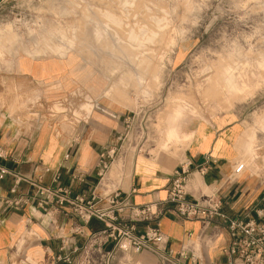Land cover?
<instances>
[{
  "label": "rangeland",
  "instance_id": "374dc122",
  "mask_svg": "<svg viewBox=\"0 0 264 264\" xmlns=\"http://www.w3.org/2000/svg\"><path fill=\"white\" fill-rule=\"evenodd\" d=\"M70 53L82 58L91 75L100 74L101 96L131 116L130 132L103 179L107 189L127 182L134 159L137 166L155 161L173 97L187 102L183 131L220 115L242 123V146L253 131L259 160L250 169L264 171V119L258 122L264 118V0H0V67L21 54ZM226 69L237 92L226 86ZM154 76L159 85L146 89L141 81ZM72 97L73 109L91 103L82 93ZM59 104L53 110L68 113ZM67 119L64 113V126ZM174 143L160 156L180 163L189 144Z\"/></svg>",
  "mask_w": 264,
  "mask_h": 264
},
{
  "label": "crops",
  "instance_id": "0c3cea01",
  "mask_svg": "<svg viewBox=\"0 0 264 264\" xmlns=\"http://www.w3.org/2000/svg\"><path fill=\"white\" fill-rule=\"evenodd\" d=\"M90 71L76 53L64 57L21 54L0 67V167L8 171L0 180V264H11L12 260H15L14 264H64L56 258L71 253L73 248L84 243V236L72 233L79 226L74 215H58L57 223L50 229L44 219L37 218L39 212L35 200H26L25 194L31 197L34 192L27 181H39L48 187L58 183L71 186L72 194L85 196L99 192L98 156L116 144L122 119L127 115L124 117L119 106L101 96L105 88L101 86L105 83L101 82L100 74L91 75ZM75 92L87 96L92 104L83 103L80 108L73 109ZM84 101L87 102L86 98ZM59 102L66 105L68 113L53 110ZM76 108L79 110L71 112ZM64 113L68 126L61 120ZM187 114L185 111L176 121L174 138L166 141L153 164L146 160L137 166L134 159L127 182H118L115 186L122 194H128L135 205L164 199L169 179L179 163L167 162L160 155L168 151L167 146L173 142H187L189 145L182 158L190 162L191 174L186 186L189 201L197 200L202 193L215 191L223 211L232 217L261 205L264 171L260 172V169L259 174H253L250 169L254 168L259 156L252 141L251 156L248 151L247 157L244 144L240 145L245 133L242 123L239 120L227 122L220 115L199 122L191 131H183L181 127ZM198 125H202V129L199 130ZM242 149L244 153L240 159ZM238 158L249 169L235 174ZM149 164L152 169L147 170ZM200 166L206 168L205 173L198 172ZM258 166H261L260 162ZM77 171L86 173L83 182L72 180L71 176ZM56 174L60 176L58 183L53 181ZM18 198L25 202L20 207L5 204ZM250 216H254L252 212ZM199 227L197 221L181 220L168 214L159 221L160 231L167 238L166 248L172 252H177L186 240L196 238ZM98 228L100 224L92 220L82 231L85 235ZM25 232L33 238L25 239ZM208 237L206 244L199 246L201 264H236L233 256L223 252L229 245L224 228L217 231V236ZM107 246L105 249H109ZM133 261V264H159L154 255L145 251L133 256Z\"/></svg>",
  "mask_w": 264,
  "mask_h": 264
},
{
  "label": "built area",
  "instance_id": "2783aa9c",
  "mask_svg": "<svg viewBox=\"0 0 264 264\" xmlns=\"http://www.w3.org/2000/svg\"><path fill=\"white\" fill-rule=\"evenodd\" d=\"M130 120L129 115L122 120L116 144L98 156V193L92 192L89 196L72 194L71 186L58 183L59 174L53 179L58 183L54 187L44 186L39 181H27L34 192L31 197L25 194V199L35 200L39 214L50 229L57 223L58 215L72 214L79 223L72 233L84 236L80 247L58 256L56 261L64 264H133V256L145 251L154 255L159 264H201L200 244H206L208 235V238L215 237L217 231L224 228L229 245L223 252L233 256L236 264H264V197L261 205L233 217L223 211L215 191L202 193L197 200L189 201L186 186L191 172L188 160L180 162L172 172L166 196L161 200L135 205L129 195L122 194L115 184L109 189L101 185L103 176L114 162L116 147L121 150L130 132ZM205 169L200 166L198 172L203 174ZM242 169L243 164L237 163L233 172L236 174ZM7 174L8 171L0 167V180ZM85 175V172L77 171L71 178L83 182ZM24 203L21 198L5 202L8 207H20ZM166 214L181 220L197 221L200 225L198 236L186 240L177 252L166 248L167 238L159 228V221ZM92 220L98 222L100 228L84 235L82 228ZM107 245L109 249H105Z\"/></svg>",
  "mask_w": 264,
  "mask_h": 264
},
{
  "label": "bare ground",
  "instance_id": "6f19581e",
  "mask_svg": "<svg viewBox=\"0 0 264 264\" xmlns=\"http://www.w3.org/2000/svg\"><path fill=\"white\" fill-rule=\"evenodd\" d=\"M227 71H226V77H225V79L227 80V83H226V86H228L229 87V90H231V91H238V89H237V87L232 83V78H231V75H230V72L228 71L229 69H226ZM171 107V108H170ZM169 108H170V111L169 112H167V113H162L163 114V117H162V120H163V118H164V120H163V123H164V136H163V139H161L162 140V142H161V144L159 143V148L155 151V154H154V160H156L157 158H158V155H159V150L162 148V146L163 145H165V143H166V141H168L169 139H171L172 137L174 138V135H169V129L170 128H175V125H176V121H173L172 119H171V115H172V106H170ZM168 108V109H169ZM167 109V110H168ZM161 120V119H160ZM162 123V122H161ZM161 125H163V124H161ZM192 136V135H191ZM189 137V136H188ZM191 138V137H190ZM160 140V141H161ZM185 140V139H184ZM187 141H188V139H186ZM177 141V140H176ZM183 141V140H182ZM251 141H252V136H251V138H249V140L247 141V142H245V143H243L244 144V151H245V153L247 154V152L250 150V146H251ZM176 143H178V142H176ZM187 143V142H186ZM167 150V149H166ZM165 150V151H166ZM240 151V150H239ZM243 151V152H244ZM250 152V153H249ZM248 153H249V156H251L253 153H252V151H249ZM254 156V155H253ZM247 157H248V154H247ZM153 160V161H154ZM244 160V159H243ZM247 160V159H246ZM249 160V159H248ZM245 161V160H244ZM246 162V161H245ZM246 164V163H245ZM106 175V174H105ZM105 175L103 176V178L105 177ZM102 178V179H103Z\"/></svg>",
  "mask_w": 264,
  "mask_h": 264
},
{
  "label": "clouds",
  "instance_id": "9594fccd",
  "mask_svg": "<svg viewBox=\"0 0 264 264\" xmlns=\"http://www.w3.org/2000/svg\"><path fill=\"white\" fill-rule=\"evenodd\" d=\"M142 83L145 84L146 89H150L152 84H156L157 86L159 85V79L158 77H153L151 81H141ZM147 95V91L145 93ZM170 105L172 106V115L171 119L173 121H178L179 119L182 118L185 110L187 109V102L186 99H180L178 97H173L170 100ZM176 132L175 128H170L169 129V135H174Z\"/></svg>",
  "mask_w": 264,
  "mask_h": 264
}]
</instances>
